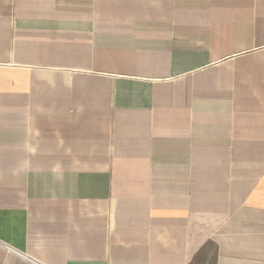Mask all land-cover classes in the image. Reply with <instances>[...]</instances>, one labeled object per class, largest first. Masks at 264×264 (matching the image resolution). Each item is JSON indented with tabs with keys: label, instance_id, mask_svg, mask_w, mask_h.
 Masks as SVG:
<instances>
[{
	"label": "crops",
	"instance_id": "obj_1",
	"mask_svg": "<svg viewBox=\"0 0 264 264\" xmlns=\"http://www.w3.org/2000/svg\"><path fill=\"white\" fill-rule=\"evenodd\" d=\"M0 264H264V0H0Z\"/></svg>",
	"mask_w": 264,
	"mask_h": 264
}]
</instances>
